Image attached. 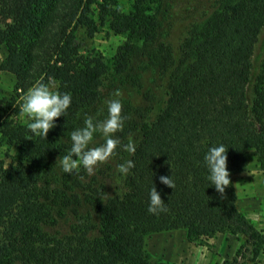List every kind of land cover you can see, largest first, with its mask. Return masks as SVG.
I'll return each mask as SVG.
<instances>
[{
	"label": "trees",
	"instance_id": "obj_1",
	"mask_svg": "<svg viewBox=\"0 0 264 264\" xmlns=\"http://www.w3.org/2000/svg\"><path fill=\"white\" fill-rule=\"evenodd\" d=\"M166 1L129 0L124 9L121 0H0V20L13 21L0 26L6 48L0 70L14 75L20 91L54 81L72 96L67 114L54 118L45 138L33 139L0 96V137L18 155L7 166L0 162V264H177L153 260L145 244L148 234L175 229L190 242L236 236L239 247L221 264H246L264 251V229L238 208L233 183L250 151L264 171V57L250 107L246 99L264 0L219 1L177 44L163 30ZM101 25L124 35L110 67L75 43L79 29L92 37ZM147 73L151 85L144 87ZM133 90L146 102L155 97L151 118L150 108L131 106ZM110 99L121 100L126 117L115 133L121 143L139 129L129 157L135 166L116 184V165L123 163L118 147L91 177L83 168L64 173L60 160L70 132L83 126L85 114L104 119ZM94 142H103L99 133ZM219 143L227 147L230 175L223 193L209 184L203 162L208 147ZM161 175H170L174 187ZM152 186L167 211H147Z\"/></svg>",
	"mask_w": 264,
	"mask_h": 264
},
{
	"label": "rangeland",
	"instance_id": "obj_2",
	"mask_svg": "<svg viewBox=\"0 0 264 264\" xmlns=\"http://www.w3.org/2000/svg\"><path fill=\"white\" fill-rule=\"evenodd\" d=\"M222 0H167L161 7L163 15V30L167 39L172 44H177L183 38L191 24H202L210 14L218 7ZM129 0H121V6L125 9ZM10 19L0 20V26L12 24ZM124 41V35L115 34L105 25H101L92 37H88L83 29H79L76 34L75 43L84 54L98 55L103 61L111 66L112 58L119 45ZM6 55V48L0 44V62ZM264 57V25L261 27L257 40L254 44L250 57L251 71L246 85V99L248 106H251L253 99V86L255 78L260 70L261 62ZM152 75H143L144 87L151 85ZM16 79L13 74L0 70V96L11 102L8 110L10 117L17 122L24 124V117L21 115V105L23 97L27 91L23 92L15 89ZM54 90L57 83L48 82ZM142 87V88H144ZM142 89L141 91H143ZM132 94L131 106L150 108L149 118L156 111V99L151 98L146 102L141 99L140 93L134 90ZM18 110V111H16ZM137 119V116H136ZM131 139L135 144L139 139V129L136 128L127 134L123 141L125 144ZM131 154L127 151L122 152V161L128 160ZM15 144H9L0 137V162L8 165L17 158ZM124 176L116 178V184L121 185ZM234 187L237 193L238 208L250 218L254 224L264 229V171H262L252 151L249 152L247 168L244 172L233 177ZM71 218L59 222V227L67 229ZM57 230V224L53 230ZM146 250L153 260H163L175 262L177 264H221L225 259H231L235 250L240 245V240L236 236L228 233H217L209 238H200L195 242H190L185 237L183 229H175L151 233L145 237ZM126 264V263H118ZM246 264H264V251L257 256L254 261H246Z\"/></svg>",
	"mask_w": 264,
	"mask_h": 264
},
{
	"label": "clouds",
	"instance_id": "obj_3",
	"mask_svg": "<svg viewBox=\"0 0 264 264\" xmlns=\"http://www.w3.org/2000/svg\"><path fill=\"white\" fill-rule=\"evenodd\" d=\"M115 95L120 96L119 91ZM71 103V93L54 90L45 82L38 81L30 87L24 95L21 105V115L24 117V124L29 131L27 138H45L48 131L55 126L54 118L65 116ZM106 105L107 115L104 119L96 120L94 116L85 114L83 126L70 132V148L60 160V167L64 173L72 175L79 173L83 168L87 176L91 177L96 174L99 165L107 163L110 158L116 156L118 147L129 154L135 152V143L131 139L126 144H122L120 137L115 135L123 129L126 118L121 114V100L110 99L106 101ZM97 133L102 136V143L95 144L94 136ZM226 149L227 147L223 143L215 144L209 146L203 156L209 184L214 185L219 193H223L225 187L230 183ZM134 166L130 159L116 165L121 176L128 174ZM159 180L164 185L174 187V181L170 175H161ZM147 211L153 214L167 211L165 202L154 186L149 192Z\"/></svg>",
	"mask_w": 264,
	"mask_h": 264
}]
</instances>
